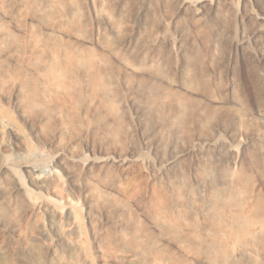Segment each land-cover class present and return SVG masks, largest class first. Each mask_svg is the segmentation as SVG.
<instances>
[{
  "label": "bare ground",
  "instance_id": "1",
  "mask_svg": "<svg viewBox=\"0 0 264 264\" xmlns=\"http://www.w3.org/2000/svg\"><path fill=\"white\" fill-rule=\"evenodd\" d=\"M106 2L94 52L76 1L0 0V264H264V0ZM117 83L168 153L153 192L115 177L151 164L112 148Z\"/></svg>",
  "mask_w": 264,
  "mask_h": 264
},
{
  "label": "rangeland",
  "instance_id": "2",
  "mask_svg": "<svg viewBox=\"0 0 264 264\" xmlns=\"http://www.w3.org/2000/svg\"><path fill=\"white\" fill-rule=\"evenodd\" d=\"M15 1L17 4V9H19V11L23 13L26 20L29 22L30 21V17H29L30 16V9L28 7V3L30 0H15ZM74 1H76L77 6L85 14V16L87 18L89 17L88 19H90V22L87 26V31H86V33L81 35V38L84 41H89V43H87V44L89 45V47L93 48L92 51L96 52L95 51V49H96L95 43H90L91 40L92 41L95 40L93 38L96 36L95 32L98 31L97 26H95L93 24V17L95 15V13H102L106 17H112V18L117 14L115 13L114 9L112 8V5L109 4L108 2H106V0H99V1L94 0V2L92 0H81V1L80 0H74ZM100 1H101V3H100ZM104 2H105V4L108 3L107 5H110V6L105 5ZM93 3H95V4H93ZM98 5H100V6H98ZM109 7H110V9H109ZM99 9H101V10L99 11ZM87 14H88V16H87ZM168 27L171 28V23H170V26L168 24ZM99 29L101 30L102 27H100ZM115 85H117L116 88L118 87V89H119V97H118V99H116L115 104L118 107L120 106V108L122 110L121 111L122 114L124 113V115H125V117L123 116L125 127L128 128V126H130V128L132 130L130 128H128L129 129V135H126L127 137L125 135H121V134H120V136L117 135V137L114 140V143H111L112 148L114 149V152L116 153V155L137 156V157L143 156V157H147V158L151 159L150 160L151 164L142 166L141 170L139 168H134L133 169L134 171L131 174H129V177H131V178L128 181H126V180L129 177L125 180V178L119 177L117 171L115 172V177H116V179H119L118 182H121L120 185L125 190H127L129 192L132 191V188L134 186H139V187L143 188L144 191L147 193L153 192V191L158 189V183H159L158 182V174H156V172H158V168L161 166V163L168 158V155H167L168 153L165 154V153L158 150V134H156L153 131L151 125H148L146 127V126H143L140 124V126H139L138 120L136 117V113H135V109L133 110V106H132V101H133L132 93L129 92L126 88H124L121 84L117 83ZM246 96L248 97V107L253 109L256 105L255 99L253 98V96L250 94L249 91L246 92ZM90 127H91L90 122L86 121L84 124L85 130L89 131ZM143 129H145V130H143ZM130 130H131V133H130ZM95 134H96V132H95ZM95 134L88 135L89 143H83V142L79 143L81 146V152H83L84 154H91L92 152L87 148V147H90V149L94 150V153L97 156H102V154H103L102 151L106 150V148H105L106 142L101 140V138L108 135V129L107 130L102 129L101 133L99 131V134H97V135H95ZM82 145H83V147H82ZM93 181L95 182L97 187L99 189H101V186L98 184L97 179H95ZM190 182L193 184V181L191 180V178H190ZM131 212H132V214L136 220L140 221L143 219L141 211L139 210V208L136 205L132 206ZM96 215H97L98 220H101L100 215L99 214H96ZM95 260H96V263L99 264V261L96 258V256H95Z\"/></svg>",
  "mask_w": 264,
  "mask_h": 264
}]
</instances>
